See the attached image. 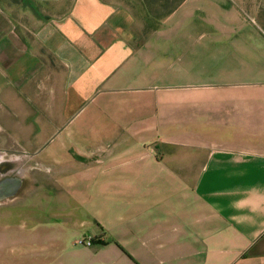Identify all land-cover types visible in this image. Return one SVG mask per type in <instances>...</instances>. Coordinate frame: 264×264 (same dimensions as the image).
<instances>
[{"label":"crops","instance_id":"1","mask_svg":"<svg viewBox=\"0 0 264 264\" xmlns=\"http://www.w3.org/2000/svg\"><path fill=\"white\" fill-rule=\"evenodd\" d=\"M207 10L210 48L183 49L178 9L145 30L125 0L0 3V205L60 203L28 261L264 264V29Z\"/></svg>","mask_w":264,"mask_h":264},{"label":"rangeland","instance_id":"2","mask_svg":"<svg viewBox=\"0 0 264 264\" xmlns=\"http://www.w3.org/2000/svg\"><path fill=\"white\" fill-rule=\"evenodd\" d=\"M6 1L8 0H0V3H6ZM41 1L44 6L46 5L52 9H55L56 6H66L69 3V0ZM234 1L244 7L248 16L255 17L264 29V0ZM125 2L133 6L136 13L141 17L145 13L144 2L152 5L159 13L169 9L175 2L180 3L177 8V16L182 14V48L186 49L197 44L210 48L212 44V31L209 21L214 18L211 16L212 13L207 9L212 8L213 0H125ZM180 6L182 7L180 8ZM203 19L209 21H203ZM160 24L161 22L159 26ZM226 40L222 39L221 45L230 46L233 44ZM209 54H207V58H210ZM218 60V65L221 67L222 62L225 60V55H219ZM182 77L189 78L191 74L188 71L186 73L182 71ZM258 77V75H252L250 78L256 79ZM63 205L65 204L63 203ZM52 206H60V203L56 200L52 202L49 192L44 193L42 196H36L34 193L24 196L20 192L14 198H8L4 202H1L0 207H5V209H0V221L10 225L11 231L9 235H0V250L4 253L5 257L10 259L9 264H40L39 262L28 261L31 257L35 256L34 252L32 254L30 249H34L36 244H40L41 241H50ZM34 240L37 241L36 244ZM45 258L48 260L43 264H51L49 260L50 255ZM2 263L0 261V264ZM5 264L7 263L5 262Z\"/></svg>","mask_w":264,"mask_h":264},{"label":"trees","instance_id":"3","mask_svg":"<svg viewBox=\"0 0 264 264\" xmlns=\"http://www.w3.org/2000/svg\"><path fill=\"white\" fill-rule=\"evenodd\" d=\"M20 0H14V2H19ZM180 3L173 4L169 9L166 11L159 13L152 7V5L147 4L144 2V22H145V30L157 29L159 27V23L163 17L168 16L169 14L173 13L178 7ZM155 19H154V18Z\"/></svg>","mask_w":264,"mask_h":264},{"label":"water","instance_id":"4","mask_svg":"<svg viewBox=\"0 0 264 264\" xmlns=\"http://www.w3.org/2000/svg\"><path fill=\"white\" fill-rule=\"evenodd\" d=\"M20 179L19 178H9L6 179L4 182H0V199L4 196H11L13 195L18 187L20 186Z\"/></svg>","mask_w":264,"mask_h":264},{"label":"built area","instance_id":"5","mask_svg":"<svg viewBox=\"0 0 264 264\" xmlns=\"http://www.w3.org/2000/svg\"><path fill=\"white\" fill-rule=\"evenodd\" d=\"M77 244L79 245H86V246H90L92 245V237H82L80 239H77L76 241Z\"/></svg>","mask_w":264,"mask_h":264}]
</instances>
